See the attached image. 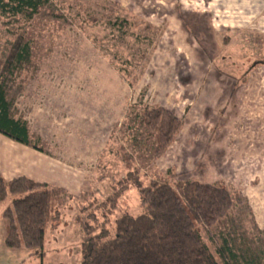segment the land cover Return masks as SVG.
I'll list each match as a JSON object with an SVG mask.
<instances>
[{"label": "rangeland", "instance_id": "374dc122", "mask_svg": "<svg viewBox=\"0 0 264 264\" xmlns=\"http://www.w3.org/2000/svg\"><path fill=\"white\" fill-rule=\"evenodd\" d=\"M262 17L241 0H48L25 26L29 61L4 82L12 115L27 122L44 152L0 138V173L6 181L36 178L73 199L46 233L41 259L5 246L8 202L0 203V264H79L76 218L102 221L95 207L112 194L113 181L134 170L144 185L158 177L222 184L241 200L238 237H259L258 228L264 235ZM111 18L128 22L125 34ZM6 22L0 19L1 63L20 34ZM145 107L164 108L182 122L158 159L137 120ZM124 212L141 214L133 187L110 220Z\"/></svg>", "mask_w": 264, "mask_h": 264}, {"label": "trees", "instance_id": "16d2710c", "mask_svg": "<svg viewBox=\"0 0 264 264\" xmlns=\"http://www.w3.org/2000/svg\"><path fill=\"white\" fill-rule=\"evenodd\" d=\"M47 1L0 0V19L16 25L20 33L6 60L0 62V134L38 150L26 121L12 115L4 82L18 77L29 61L32 49L31 42L24 39L25 26ZM111 19L109 23L125 34L121 28L128 22ZM137 120L153 140L154 159L165 153L182 127L177 117L161 107H145ZM131 187L137 192L141 214L124 212L111 221L120 197ZM111 189L112 194L95 207L101 211L102 221L95 214L76 218L82 232L79 264H264V235L256 229L262 237H238L234 211L241 200L222 184L176 179L169 183L158 177L144 185L134 170L113 181ZM69 199L73 197L63 188L26 177L6 181L0 176V203L8 202L2 216L5 246L23 247L30 257L41 259L45 235L60 224Z\"/></svg>", "mask_w": 264, "mask_h": 264}, {"label": "crops", "instance_id": "0c3cea01", "mask_svg": "<svg viewBox=\"0 0 264 264\" xmlns=\"http://www.w3.org/2000/svg\"><path fill=\"white\" fill-rule=\"evenodd\" d=\"M240 0H238V2H239ZM242 2H244L245 3V7L246 6H249L250 4H252V3H254V5H256L257 6V8L258 9H261V10H263V13H264V0H241V3ZM263 18V17H262ZM263 20H264V18H263ZM263 20H261V21H259V22H256V20H254L252 23H250L251 25H256L257 27L258 26H260V25H262V24H260ZM240 28H242V27H240ZM257 32H259V39H261L262 41H260V44H259V46H262L263 45V48H264V30H259L258 31V29H257V31H256V33ZM240 39L241 40H244L243 39V37L241 38V36H240ZM240 40V42H239V44H238V46H239V49H241L242 47H244V46H246L245 45V42H243V41H241ZM234 44H235V40H234V43H233V45L231 46V44L229 45V46H231L232 48H234ZM255 47H257L255 44H250V43H248L247 44V48L248 49H254ZM234 50H235V48H234ZM27 123V122H26ZM27 126H28V124H27ZM28 131H29V127H28ZM29 135H30V131H29ZM0 138H3V139H5L6 141H9V142H11V143H14L15 145H21V146H23V147H27V146H24V145H22V144H20V143H17V142H14V141H12V140H10V139H8L7 137H5V136H3L2 134H0ZM28 148H31V147H28ZM40 149L38 150V149H33V148H31L32 150H34L35 152H38V153H43L44 152V150L41 148V147H39ZM1 150H0V154H1ZM3 157H4V155H2L1 154V157H0V160H2L3 159ZM16 157H15V155L10 159V161H11V164H14L15 163V159ZM13 159V160H12ZM2 165H0V167H1ZM30 172L32 173V175H35V169L31 166L30 167ZM31 175V176H32ZM0 176L2 177V178H4V175L2 174V173H0ZM22 177H26V178H28V179H30V180H33V181H35V182H38V183H43V184H46V183H44V182H40L39 180H37L36 178H32V177H30V176H22ZM5 179V178H4ZM15 179V178H14ZM6 180V179H5ZM13 180V179H12ZM11 181V180H10ZM253 210V212L254 213H256L255 212V209L253 208L252 209ZM259 229V228H258ZM260 230V229H259Z\"/></svg>", "mask_w": 264, "mask_h": 264}]
</instances>
